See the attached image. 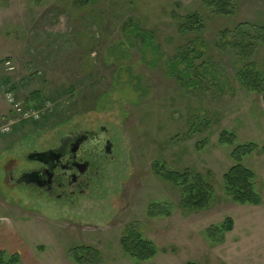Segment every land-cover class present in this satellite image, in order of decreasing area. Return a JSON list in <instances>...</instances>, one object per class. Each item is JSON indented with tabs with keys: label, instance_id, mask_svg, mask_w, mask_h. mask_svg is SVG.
<instances>
[{
	"label": "rangeland",
	"instance_id": "rangeland-1",
	"mask_svg": "<svg viewBox=\"0 0 264 264\" xmlns=\"http://www.w3.org/2000/svg\"><path fill=\"white\" fill-rule=\"evenodd\" d=\"M237 2L236 18L206 21L209 49L202 60L216 83L188 91L166 70L167 61L194 38L179 34L172 14L198 11L201 0H100L87 7L77 0H0L2 118L10 112L3 92L10 86L24 104L35 94L44 105L51 103L41 121L0 134V221L14 226L30 261L74 264L70 252L79 245L96 247L105 264H251L262 258L264 207L235 204L221 191L232 161L231 148L218 143L220 133H234L239 144L264 145V94L241 87L235 81L238 61L228 48L213 46L219 32L235 22L264 25V0ZM132 28L151 34L158 50L129 34ZM258 59L264 69V48ZM7 61L13 71L6 70ZM196 114L211 120L208 131L174 140L188 132V120ZM100 126L115 144L113 157L93 178L88 196L73 206L8 181V171L19 175L37 167L26 153L43 152L75 131L98 132ZM203 140L205 148L197 150ZM157 160L176 170L212 172L217 203L207 211L182 212L179 191L152 172ZM245 164L258 175L256 190L264 196V156L256 153ZM154 204L172 208L171 217L150 218ZM227 218L234 231L223 243L211 244L207 230ZM129 225L159 249L153 260L137 263L125 256L120 240ZM9 244L10 238L0 236V264H10L12 257L18 259L12 264H26L23 246L17 243L13 253Z\"/></svg>",
	"mask_w": 264,
	"mask_h": 264
},
{
	"label": "trees",
	"instance_id": "trees-1",
	"mask_svg": "<svg viewBox=\"0 0 264 264\" xmlns=\"http://www.w3.org/2000/svg\"><path fill=\"white\" fill-rule=\"evenodd\" d=\"M35 1V0H34ZM100 0H77V5L87 7L97 5ZM238 16L237 0H201V8L198 11L178 15L172 14L177 23L179 34L186 37L194 35L189 42L187 50L180 51L179 55L166 63L167 74L176 79L183 89H201L207 81L213 85L216 83L214 73L210 72L209 63L202 59L206 56L207 42L204 39L206 32V21L214 20L216 17L234 19ZM129 34L139 35L147 42L153 51H157L152 35L142 33L138 28H132ZM220 40L213 42L216 49L225 48L230 51L238 61L239 70L235 81L248 91L264 94V69L259 62L260 50L264 48V25H252L250 23H236L232 28H225L219 32ZM231 39H228L230 38ZM226 39V43L224 42ZM8 83V79H5ZM10 90L17 92L15 86H10ZM73 89H70L72 92ZM74 92H72V95ZM34 105L41 108L43 97L35 94L32 98ZM31 99L26 104L31 105ZM196 114L188 120V132L179 134L174 140H187L195 135L204 134L211 127V120L205 119ZM46 119V118H45ZM24 124V123H23ZM234 133L223 130L218 139L221 146L231 148L230 159L232 165L222 177L221 191L233 203L244 206L264 207V196L262 192L256 190L259 177L254 170L246 166L245 160L258 153L264 156V145L257 143L239 144ZM207 140L198 142L195 146L197 150H203ZM152 172L160 180L170 184L179 191L178 207L186 214L199 213L209 210L217 203L218 195L214 185L215 176L208 171L206 174L195 168H184L176 170L170 167L164 160H157L152 165ZM172 208L161 204H154L149 207V217L156 219L159 217H171ZM235 223L233 219L227 218L220 227L211 226L206 232V238L213 245L221 244L225 240V235L233 232ZM120 246L126 257L137 263H145L153 260L159 253V249L152 242L147 241L141 233L132 225L127 226L120 240ZM163 253H168L166 250ZM3 253L0 252V258ZM10 264L17 261L12 257ZM71 261L74 264H105L103 254L96 247L90 245H79L72 248L70 252ZM186 264H198L188 262Z\"/></svg>",
	"mask_w": 264,
	"mask_h": 264
},
{
	"label": "flooded vegetation",
	"instance_id": "flooded-vegetation-1",
	"mask_svg": "<svg viewBox=\"0 0 264 264\" xmlns=\"http://www.w3.org/2000/svg\"><path fill=\"white\" fill-rule=\"evenodd\" d=\"M114 148L106 127L100 126L94 133L75 131L43 152L26 153V159L37 167L19 175H14L15 170L8 171V181L38 191L48 201L73 206L79 198L88 196L93 178L113 157Z\"/></svg>",
	"mask_w": 264,
	"mask_h": 264
},
{
	"label": "built area",
	"instance_id": "built-area-1",
	"mask_svg": "<svg viewBox=\"0 0 264 264\" xmlns=\"http://www.w3.org/2000/svg\"><path fill=\"white\" fill-rule=\"evenodd\" d=\"M6 70L13 71L15 68L10 61L5 63ZM5 99L11 108V115L7 117L3 124L0 126V133L3 135L10 134L13 128L21 122H38L43 116L46 115L48 109L50 108L49 102H47L43 107L37 108L34 105H25L21 102L16 95L6 89L4 91Z\"/></svg>",
	"mask_w": 264,
	"mask_h": 264
},
{
	"label": "crops",
	"instance_id": "crops-1",
	"mask_svg": "<svg viewBox=\"0 0 264 264\" xmlns=\"http://www.w3.org/2000/svg\"><path fill=\"white\" fill-rule=\"evenodd\" d=\"M2 114L3 113H1V109H0V122H2L3 119H4V117L2 118V116H3ZM0 236L2 238H4V239L10 238L11 245L9 244L8 247L11 248V251L13 253L16 251L17 243H20L19 245L23 246L24 256H25V258H23V261H25L26 264H39L40 263V261H38L35 258H34V262H32V261H30V259H28L27 252L25 253L26 247L24 246L25 245L24 241L18 236L17 232H15L14 226L12 224H10L8 221L6 223L4 221V219H1V221H0ZM262 255H263L262 258H260L258 256L257 259H255V262H252L251 264H253V263H255V264H264V249H263Z\"/></svg>",
	"mask_w": 264,
	"mask_h": 264
}]
</instances>
